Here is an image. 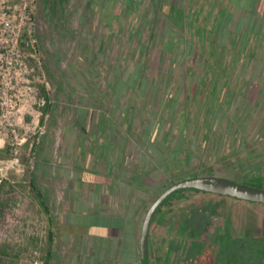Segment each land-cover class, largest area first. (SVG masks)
Here are the masks:
<instances>
[{
    "label": "rangeland",
    "instance_id": "obj_1",
    "mask_svg": "<svg viewBox=\"0 0 264 264\" xmlns=\"http://www.w3.org/2000/svg\"><path fill=\"white\" fill-rule=\"evenodd\" d=\"M171 3L0 0V180L5 182L8 204L0 244L9 245L11 264H44L51 234L50 264H60L61 224L64 233L82 234L89 228L102 234L107 224L114 223L111 217L84 212L90 201L81 188L99 180L98 164L107 157L106 152L100 155V148L111 152L113 145L117 150L124 139L130 176H140L145 189L154 188L146 193L147 210L167 187L186 178L264 177V135L249 133L254 126H264V99L255 108L242 104L237 114H230L238 119V136L216 132L218 119L211 120L205 108L211 103L198 97L188 77L193 73L190 69L198 70L200 65L189 52L203 48L205 42L190 41L189 29L177 34L183 40L171 37L168 26L178 27L187 18V9L183 14ZM29 7L35 13L31 25ZM22 38L25 46L20 45ZM218 100L225 107L226 99H216L213 108L220 106ZM186 124L189 133L183 128ZM213 124V130L204 129ZM32 182L46 194L48 214ZM177 197L162 209L166 223L155 228L161 229L155 231V247L170 238L172 211L179 235L190 237L175 242L184 264H228L219 246L211 249L209 242L199 241L209 226L225 218V207L232 208L238 232L231 252L241 259L260 247L258 241L243 239L246 246L240 249L238 242L242 229L260 232L263 206L185 190ZM135 207L132 204L131 211ZM159 211L153 223L163 222ZM214 230L212 241L218 235L217 227ZM257 260L254 257L247 264H264Z\"/></svg>",
    "mask_w": 264,
    "mask_h": 264
},
{
    "label": "crops",
    "instance_id": "obj_2",
    "mask_svg": "<svg viewBox=\"0 0 264 264\" xmlns=\"http://www.w3.org/2000/svg\"><path fill=\"white\" fill-rule=\"evenodd\" d=\"M170 1V7L174 10H181L184 14L187 9L184 22L178 23V27L168 26L167 31L171 37L183 40L177 34L189 29L190 41L198 39L205 42L203 48H193L189 52L194 62L200 63L196 65L198 70L190 69L193 72L188 76L190 84L194 83L199 98L211 103V106L205 108L209 109L211 120L218 119L216 132L221 136H238L241 131L237 125L238 119L231 118L230 114H237L242 104L255 108L264 99V0ZM180 81L179 86L183 87L184 81ZM189 96L187 99H197L195 95ZM216 99H226L225 107L218 100L220 106L213 108ZM209 118L204 120L208 122ZM185 126L183 128L189 133L190 125ZM204 129L213 130L214 124ZM249 133L264 135L263 124L252 127ZM125 143L124 139L117 150L111 145V152L105 151L104 147L100 148V155L106 152L107 157L106 160L102 158L103 162L98 164L96 172L99 180L90 181L86 189L81 188L91 203L86 204L84 212L103 218L111 217L114 223L104 226L106 229L102 234H96L89 228L82 234L64 233L61 224L58 229L59 244L63 250L60 264H140V234L148 211L146 193H151L154 188L147 190L139 184L142 181L140 176L133 179L130 176L129 152ZM132 204L136 207L131 211ZM173 216L168 231L173 235L172 239L161 245L172 260L179 250L173 241L179 232L176 222L172 221ZM158 223L152 222L150 229L151 246L154 248H158L153 243L155 231L161 230H155ZM149 261L151 264H159L154 250H151Z\"/></svg>",
    "mask_w": 264,
    "mask_h": 264
},
{
    "label": "flooded vegetation",
    "instance_id": "obj_3",
    "mask_svg": "<svg viewBox=\"0 0 264 264\" xmlns=\"http://www.w3.org/2000/svg\"><path fill=\"white\" fill-rule=\"evenodd\" d=\"M259 166H260V164L257 166L256 170L260 171ZM217 177L224 178L226 180H229V181H232V182H236V183H240V184H243L245 186L253 187V188H256V189H264V177L256 176V177H251L252 179L243 180V181H239L236 178H234L233 176H230V177H233L234 180L229 179V178H225L222 175H219ZM189 193L213 194V193H205V192H189ZM216 195H218V194H216ZM220 196H223V195H220ZM234 199L235 200H239V201H235L237 203H245V204L252 205L248 201H244V200H240V199H236V198H234ZM251 203H256V205H260V206L264 207V204H261V203H257V202H251ZM170 204H172V202ZM162 209H163V207L159 211V213H160L159 218H162L163 222L162 223H158L159 227H164L165 226L164 223H166V221H165L166 212H163ZM224 210L226 211L225 218L223 217V218H221V220H219L217 222V224L215 223L216 226H215V224L213 225V228L216 229V227H217V230H218V235L217 236L215 234L213 235L214 241L211 240L212 239L211 233L212 232L214 233L215 230L212 227H210V226L208 227L207 230L204 231V233L201 234V238H200L199 241L209 242V244L211 246V249H213L215 246H217V247L219 246L218 252H220V255L224 256L226 258H229L228 264H247V262H249L254 257L258 259L257 261H260L261 263H264V225L261 224L260 232L257 231L255 233H253L252 230H250L249 228H246V230L242 229L241 231H239V233L240 232L242 233L241 234V238H240L242 241L240 240L238 242V244L240 246L239 247L240 249H245V246H246V244L243 241V239H251V240L253 239V240H255V242L258 241V243L260 244L259 248L256 247L255 249H252L249 252L248 255H245V257H242L243 259L242 258L240 259V256L238 254L235 255L234 253L231 252V245H230V244H233V243L236 242V237L238 236L237 235L238 232L235 231L234 212H233L232 208H230V207L229 208H226V207L222 208V211H224ZM172 214L174 215L173 216L174 217L173 221L177 222L176 212L174 213V212L171 211V215ZM247 225L248 224L245 221L244 222V226L247 227ZM177 227H178V229L180 231L179 225H177ZM221 230H222V232H221ZM192 233H194V232H192ZM194 234L192 236L193 238H194ZM183 235L184 234H182V235L180 234L179 235V232H177L175 234V237H173V239H174L173 241H175V242H178V241H180V242L189 241L190 237L188 239L187 237H184ZM168 236L170 238H168L165 241V244H166V242H170L171 241L173 235L171 236V234L168 232ZM150 237L151 236L149 235V251H150L149 255H151V250L152 251L154 250V255L156 256L157 260H159V263H160V261H163L164 262L163 264H175L178 261L180 263H183V264L185 263L186 260H185V258L182 257V253H180V250H178V253L175 255V258H173V260H172L170 258V256L167 254V250L166 249L161 248V246L158 247V248H154L153 246H151ZM177 238H178V241H177ZM220 246H222V248Z\"/></svg>",
    "mask_w": 264,
    "mask_h": 264
},
{
    "label": "water",
    "instance_id": "obj_4",
    "mask_svg": "<svg viewBox=\"0 0 264 264\" xmlns=\"http://www.w3.org/2000/svg\"><path fill=\"white\" fill-rule=\"evenodd\" d=\"M177 189L213 193L248 202L264 204V189H256L217 176H196L175 182L166 188L151 204L143 220L140 234V264L149 262V235L154 212L164 198Z\"/></svg>",
    "mask_w": 264,
    "mask_h": 264
},
{
    "label": "trees",
    "instance_id": "obj_5",
    "mask_svg": "<svg viewBox=\"0 0 264 264\" xmlns=\"http://www.w3.org/2000/svg\"><path fill=\"white\" fill-rule=\"evenodd\" d=\"M29 11H28V21L27 23L29 25H31L34 20H35V13L34 11L32 10L31 7L28 8ZM26 32H28L27 29H25ZM28 34H25L24 37L26 36V38L28 37L27 36ZM23 38L21 39L20 41V45L21 46H25V43H23ZM0 44H1V40H0ZM35 49L36 48V45H34ZM3 53L2 50H0V56L1 54ZM46 109L48 110L49 109V105H46ZM31 188L35 191V194L40 202V206L42 207V209L48 214L50 212L49 210V205H48V202H47V197H46V194L38 187H36L34 185V183L32 182L31 183ZM5 182L2 184H0V226L4 223L5 221V218H6V215H7V209H8V204H7V200L4 199L5 197ZM180 190H185L186 192H196V191H191V190H187V189H177V190H174L173 192H171L170 194H168L164 200L158 205V207L156 208L155 212L161 210L162 207L166 206V205H169L170 202L174 201V200H177L178 197L175 199L176 195H177V192L180 191ZM154 212V214H155ZM154 217V215H153ZM151 224H152V221H151ZM52 238H53V235L51 234L49 236V250L47 251L46 253V256H45V260H44V264H50V261L53 257L52 255V248H51V244H52ZM10 247L8 244H0V264H11L9 258H10Z\"/></svg>",
    "mask_w": 264,
    "mask_h": 264
},
{
    "label": "built area",
    "instance_id": "obj_6",
    "mask_svg": "<svg viewBox=\"0 0 264 264\" xmlns=\"http://www.w3.org/2000/svg\"><path fill=\"white\" fill-rule=\"evenodd\" d=\"M2 54H3V53H2ZM2 54H1L0 58L2 57ZM0 67H1V66H0ZM41 104H42V105L45 104V101H44L43 99L41 100ZM1 183H2V181L0 180V184H1Z\"/></svg>",
    "mask_w": 264,
    "mask_h": 264
}]
</instances>
